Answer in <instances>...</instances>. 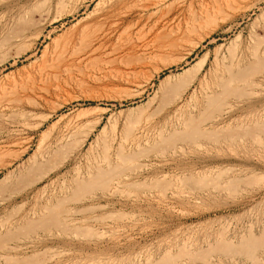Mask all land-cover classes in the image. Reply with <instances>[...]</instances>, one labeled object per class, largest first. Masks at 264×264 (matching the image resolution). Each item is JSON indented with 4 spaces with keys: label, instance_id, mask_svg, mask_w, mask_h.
I'll list each match as a JSON object with an SVG mask.
<instances>
[{
    "label": "rangeland",
    "instance_id": "obj_1",
    "mask_svg": "<svg viewBox=\"0 0 264 264\" xmlns=\"http://www.w3.org/2000/svg\"><path fill=\"white\" fill-rule=\"evenodd\" d=\"M263 66L264 0H0V264H264Z\"/></svg>",
    "mask_w": 264,
    "mask_h": 264
},
{
    "label": "bare ground",
    "instance_id": "obj_2",
    "mask_svg": "<svg viewBox=\"0 0 264 264\" xmlns=\"http://www.w3.org/2000/svg\"><path fill=\"white\" fill-rule=\"evenodd\" d=\"M152 4V3H151ZM162 8V7H161ZM164 15V14H163ZM224 22V21H223ZM96 23V22H95ZM121 23V22H120ZM97 24V23H96ZM160 24V23H159ZM91 26V25H90ZM92 27H93V25H92ZM94 30V29H93ZM95 32V31H94ZM165 38V37H164ZM102 45H100V47H101ZM176 49H178V45L177 44H171V45H168V46H166V47H163V48H161V50L162 51H173V50H176ZM257 53V52H256ZM254 58V57H253ZM257 60H259L258 58H257ZM260 61H262V60H260ZM205 62H206V58L205 59H201L199 62H197L196 64H194L191 68H189V69H186V70H184V72H182V73H180L178 76H179V78L180 79H186V81H188L187 79H189V81L190 82H192V81H194V80H196L197 78H198V76L200 75V73L203 71V68H204V65H205ZM146 65H148L147 63H146ZM255 65V64H254ZM133 66V65H132ZM251 66V65H250ZM154 67V66H153ZM264 67V66H263ZM228 68V67H227ZM238 69V68H237ZM246 69V68H245ZM248 69V68H247ZM232 70V69H231ZM252 70V69H251ZM256 70V69H255ZM123 71V70H122ZM129 71V70H128ZM127 71V72H128ZM141 71H142V69H141ZM238 71H240V70H238ZM137 72H139V71H137ZM257 72V71H256ZM248 74V72H244L243 74L244 75H246V74ZM249 73H251V72H249ZM252 73H253V71H252ZM236 74V73H235ZM242 74V73H241ZM243 74H242V76H243ZM237 76H238V74H236ZM236 75H233L232 74V76H236ZM231 76V75H230ZM236 76V77H237ZM240 77H241V75H239ZM250 76V75H249ZM239 77V78H240ZM251 77V76H250ZM254 77V76H253ZM234 78V77H233ZM232 78V80H234ZM246 78V77H245ZM178 79V78H177ZM221 79V78H220ZM181 80V81H182ZM183 80V81H184ZM235 80H236V78H235ZM239 80H241V79H238V82H239ZM229 81H230V79H229ZM237 81V80H236ZM235 81V82H236ZM243 81V80H242ZM225 83H226V81H224ZM224 82L222 83V84H224ZM179 83H180V81H179ZM189 83V82H188ZM193 83V82H192ZM230 83V82H229ZM237 83V82H236ZM240 83H242V82H240ZM245 83V82H244ZM231 84H233V83H231ZM254 84V83H253ZM60 85V84H59ZM188 85V84H187ZM186 86V85H185ZM189 86V85H188ZM224 86V85H223ZM251 86V85H250ZM253 86V85H252ZM61 87V86H60ZM220 87H221V85H220ZM225 87V86H224ZM226 87H227V85H226ZM183 88V87H182ZM195 88V87H194ZM189 89V88H188ZM222 89H224V88H222ZM232 89H234V88H232ZM177 90H179V92H178V94L179 93H181V94H179V95H183L184 94V92L187 90V88H183V89H181V88H179V89H177ZM230 92V91H229ZM177 94V95H178ZM174 96V95H173ZM224 97H225V95H224ZM185 98V97H184ZM175 99V98H174ZM221 99V98H220ZM183 100V99H182ZM208 104V103H207ZM207 111V110H206ZM205 111V112H206ZM206 113H209V112H206ZM3 115V114H2ZM207 115V114H206ZM209 115H210V113H209ZM12 116V115H11ZM202 116V115H201ZM23 117V116H22ZM190 117V116H189ZM7 119V118H6ZM140 121V120H139ZM189 121V120H188ZM194 122V121H193ZM193 122H191L190 121V123L188 124V126L190 125V128H195V127H193L194 125H193ZM192 123V124H191ZM195 124H196V122H194ZM179 125V124H178ZM260 126V125H259ZM199 128V127H198ZM263 129V128H262ZM164 130V129H163ZM191 131V130H190ZM197 131V130H196ZM199 131V130H198ZM198 131H197V133H198ZM192 132V131H191ZM193 133H195L196 134V132H193ZM202 133V132H201ZM247 133V132H246ZM209 134H211V133H209ZM215 136V135H214ZM189 137V136H188ZM213 137V136H212ZM190 139V138H189ZM210 139V138H209ZM212 139V138H211ZM172 140V139H171ZM104 141V140H103ZM77 144L79 143V140H78V142H76ZM101 143H102V141H101ZM157 143V142H156ZM120 145V144H119ZM77 146V145H76ZM75 146V147H76ZM123 146V145H122ZM64 147V146H63ZM110 147H112V146H110ZM121 147V146H120ZM122 148V147H121ZM109 150V149H108ZM141 151V150H140ZM121 152V151H120ZM135 155V154H134ZM105 156H107V155H105ZM105 156H104V158L103 159H106L105 158ZM108 156H110V155H108ZM123 156V155H122ZM65 157V156H64ZM99 157V156H98ZM137 157V156H136ZM122 158V157H121ZM94 159V158H93ZM108 159H110V157H108ZM123 160H124V158H122ZM94 161H95V159H94ZM104 161V160H103ZM108 162H110V161H108ZM117 165V164H116ZM119 165V164H118ZM121 167V166H120ZM133 167H135V166H133ZM132 167V168H133ZM98 168H99V166H98ZM114 169V168H113ZM134 170V169H133ZM226 171H227V169H226ZM228 171H230V170H228ZM103 174H104V172H103V170L101 171ZM105 173H107V172H105ZM102 174V175H103ZM90 175V174H89ZM112 178V177H111ZM97 179V178H96ZM230 181H233V180H230ZM234 182V181H233ZM233 182H231V184L233 183ZM237 182V181H236ZM234 184V185H233ZM232 185L233 186H236L235 185V183H233ZM126 185V184H125ZM232 186V187H233ZM49 212V211H48ZM69 212V211H68ZM58 215V214H57ZM36 220V219H35ZM69 220V219H68ZM50 223V222H49ZM45 224V223H44ZM27 225V224H26ZM26 227V226H25ZM65 227V226H64ZM77 228V227H76ZM74 229V228H73ZM249 230V229H248ZM250 231V230H249ZM251 234H252V232H251ZM250 234V235H251ZM264 235V234H263ZM255 237V236H254ZM250 239H252L253 240V237L251 238L250 237ZM256 239V238H255ZM262 239H264V238H262ZM232 240V239H231ZM241 240V239H240ZM243 242H244V239L242 240ZM248 241H249V238H248ZM258 241V240H257ZM227 242V241H226ZM245 242H246V240H245ZM252 242V241H251ZM250 242V243H251ZM259 242V241H258ZM258 242L256 243V245H258ZM248 243V242H247ZM250 243H248V245L250 244ZM263 243V242H262ZM243 244V243H242ZM242 244H240V245H242ZM234 245V244H233ZM247 245V244H246ZM252 245V244H251ZM255 245V246H256ZM226 246V245H225ZM235 246V245H234ZM214 247V246H213ZM233 247V246H232ZM239 247V246H238ZM262 247H264L263 245L260 247V248H262ZM182 248V247H181ZM223 248V247H222ZM252 249H253V247H251ZM255 248V247H254ZM257 248V247H256ZM228 248H226V250H227ZM230 249V248H229ZM258 249H259V247H258ZM226 250H224L223 249V252L224 251H226ZM231 250V249H230ZM240 250V249H239ZM243 250V249H242ZM228 251V250H227ZM236 251V250H235ZM241 251V250H240ZM247 251V250H246ZM222 252V253H223ZM245 252V251H244ZM170 253V252H169ZM225 253V252H224ZM229 253V252H228ZM228 253H227V255H228ZM249 253V252H248ZM177 254H178V252H177ZM181 255V254H180ZM232 255V254H231ZM234 255V254H233ZM250 256V255H249ZM181 257V256H180ZM187 257V256H186ZM185 257V258H186ZM173 258H175V257H173ZM189 258V257H188ZM177 259V258H176ZM182 259V258H181ZM184 259V258H183ZM173 260V259H172ZM189 261V260H188ZM167 262V261H166ZM169 262V261H168Z\"/></svg>",
    "mask_w": 264,
    "mask_h": 264
}]
</instances>
